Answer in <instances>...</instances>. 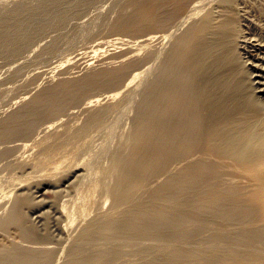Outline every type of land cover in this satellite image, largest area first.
I'll list each match as a JSON object with an SVG mask.
<instances>
[{
    "label": "bare ground",
    "instance_id": "1",
    "mask_svg": "<svg viewBox=\"0 0 264 264\" xmlns=\"http://www.w3.org/2000/svg\"><path fill=\"white\" fill-rule=\"evenodd\" d=\"M191 1L137 4L136 12L114 29L166 26ZM214 1L194 2L175 29L162 37L163 41L174 37L177 29L184 28L180 33L177 30L155 78L137 102L130 151L121 160L119 177L110 190L109 212L86 225L70 245L65 264H264V105L259 101H264V70L261 65L250 67L259 73L254 75L257 97L249 91L238 55L236 0H219L217 16L211 12L191 21ZM44 7L42 13L47 12ZM12 27L19 31L16 24ZM0 42L8 45L9 36L0 37ZM251 47L259 51L263 46ZM130 55L111 57L116 64L112 69L61 81L47 97L8 114L0 121V138L16 133L25 137L38 118L56 114L66 105L82 110L78 100L92 86H117L128 72L125 84L131 83L139 72L124 66L133 60ZM75 111L71 109L68 115ZM8 145L22 148L24 144ZM79 170L72 169L63 182L75 183L81 177ZM79 183L80 187L83 183ZM43 189L40 186L37 193ZM24 205H30V199L0 205V264H50L53 252L36 241L31 227L21 224ZM54 212L67 221L73 215L63 206ZM31 213L41 217L38 209ZM60 231L64 233L65 226ZM10 232L20 236L24 248L7 242Z\"/></svg>",
    "mask_w": 264,
    "mask_h": 264
},
{
    "label": "rangeland",
    "instance_id": "2",
    "mask_svg": "<svg viewBox=\"0 0 264 264\" xmlns=\"http://www.w3.org/2000/svg\"><path fill=\"white\" fill-rule=\"evenodd\" d=\"M149 1L0 0V37L9 36L10 41L9 46L0 44V121L32 100L47 97L49 90L61 81L84 77L93 70L112 69L116 64L111 63V57L131 54L133 60L124 66L133 71L137 68L139 72L129 84H125L130 77L128 72L117 86L105 84L86 89L77 105L83 104L88 108L86 110L66 105L56 114L38 118L27 136L16 133L0 138V205L9 200L30 199V205L20 209L23 214L21 224L31 227L37 234L36 241H42V247L53 252L50 264H65L70 245L86 225L109 212L113 203L110 190L119 177L121 160L130 151L129 137L137 102L155 78L179 30L182 32L184 28L177 29L179 33L176 30L174 37H166L164 41L163 36L175 29L178 19L198 0L183 6L170 25L152 24L132 31L114 29L136 12L137 4ZM43 7L46 13L41 12ZM219 10V0H215L191 21L211 12L217 16ZM233 16L237 20L236 41L244 66L243 75L249 91L259 97L254 81V75L259 73L250 67L261 65L264 70V0H236ZM14 24L19 31H13ZM251 44L263 46L262 50L254 51ZM259 101L264 105L263 98ZM71 109L77 111L68 115ZM100 112V117L94 120L92 115ZM42 125L46 131L39 130ZM11 143L24 145L15 148L8 145ZM74 168L81 169L77 174L82 178L73 184H65L64 176ZM35 176L44 180L34 181ZM42 182L46 184L42 185ZM78 183L83 184L79 187ZM40 186L44 189L37 193ZM65 200H68L67 204ZM61 206L65 211L73 212L69 221L54 212ZM34 209L40 211L39 219L32 215ZM63 226L66 228L64 233L60 231ZM6 240L16 248L25 246L18 234L10 232ZM62 247L65 248L63 251Z\"/></svg>",
    "mask_w": 264,
    "mask_h": 264
}]
</instances>
